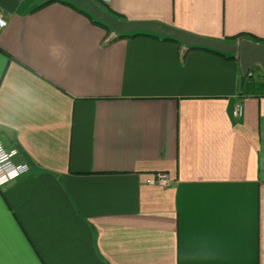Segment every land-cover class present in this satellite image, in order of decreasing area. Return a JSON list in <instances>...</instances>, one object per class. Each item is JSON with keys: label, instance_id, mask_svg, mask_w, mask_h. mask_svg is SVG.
<instances>
[{"label": "crops", "instance_id": "obj_1", "mask_svg": "<svg viewBox=\"0 0 264 264\" xmlns=\"http://www.w3.org/2000/svg\"><path fill=\"white\" fill-rule=\"evenodd\" d=\"M45 1L0 0V138L30 166L0 186V264H264V71ZM106 4L264 41V0Z\"/></svg>", "mask_w": 264, "mask_h": 264}, {"label": "water", "instance_id": "obj_2", "mask_svg": "<svg viewBox=\"0 0 264 264\" xmlns=\"http://www.w3.org/2000/svg\"><path fill=\"white\" fill-rule=\"evenodd\" d=\"M63 1L83 10L96 21L108 27L117 36L143 32L175 40L187 47H206L221 53L237 52L243 75H246L254 65H258L264 71V43L242 39L237 45H230L211 39L196 37L159 23L119 20L103 11L92 0ZM0 133L11 138L9 132L2 128H0Z\"/></svg>", "mask_w": 264, "mask_h": 264}, {"label": "built area", "instance_id": "obj_3", "mask_svg": "<svg viewBox=\"0 0 264 264\" xmlns=\"http://www.w3.org/2000/svg\"><path fill=\"white\" fill-rule=\"evenodd\" d=\"M19 1V0H18ZM106 3L107 0H101ZM6 27V21L0 16V33ZM239 109L235 115L239 114ZM18 152L15 148H7L0 138V186H3L29 171V164L26 162H15ZM155 183L166 186L168 183L165 174L156 175Z\"/></svg>", "mask_w": 264, "mask_h": 264}, {"label": "trees", "instance_id": "obj_4", "mask_svg": "<svg viewBox=\"0 0 264 264\" xmlns=\"http://www.w3.org/2000/svg\"><path fill=\"white\" fill-rule=\"evenodd\" d=\"M54 1H58L62 4H65L73 9H75L76 11L84 14L85 16H87L95 25H98L100 27H102L103 29H105L106 31L108 32H112L108 27H106L105 25H103L102 23L96 21L93 17H91L89 14H87L86 12H84L83 10L79 9L78 7H76L75 5L71 4V3H68L66 1H63V0H47L45 1L44 3L41 4V6L43 5H46V4H49L51 2H54ZM93 2H95L103 11L107 12L108 14L112 15L113 17L119 19V20H122L117 14L113 13L109 8H108V5L101 1V0H92ZM139 36H146V37H153V38H157V39H160L162 41H172V42H176V43H179L175 40H172V39H169V38H166V37H159V36H156V35H152V34H149V33H143V32H135V33H132V34H127V35H118L117 37L119 38H124V37H139ZM241 38L240 36H237V37H232L231 40H236V39H239ZM256 42H260V43H264V41H261V40H256ZM194 49H199V50H204V51H208V52H212V53H216V54H220V55H224L226 53H221L219 51H215L213 49H210V48H206V47H192ZM232 57H229V59H231Z\"/></svg>", "mask_w": 264, "mask_h": 264}]
</instances>
